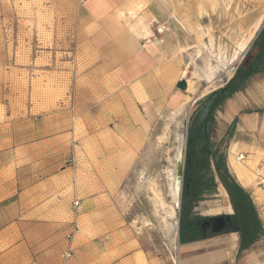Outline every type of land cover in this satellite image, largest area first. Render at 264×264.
I'll list each match as a JSON object with an SVG mask.
<instances>
[{
	"label": "rangeland",
	"instance_id": "1",
	"mask_svg": "<svg viewBox=\"0 0 264 264\" xmlns=\"http://www.w3.org/2000/svg\"><path fill=\"white\" fill-rule=\"evenodd\" d=\"M161 2L165 19L150 26L153 36L161 46L174 40L186 47L180 76L190 82L189 96L178 101L170 87L162 95L159 88L122 83L119 71L91 46L78 0H0L1 196L14 193L15 182L21 187L47 182L46 201L61 211L53 217L61 225L27 233L48 236L49 249L59 250V256V244L67 241L64 258L78 264H181L180 238L189 231L202 237L200 220L223 211L217 182L225 180V169L235 178L229 156L242 138L237 123L226 119V99L214 110L209 132L214 154L206 165L215 187L186 194L199 161L189 167V130L207 107L204 98L190 100L202 87L197 68L212 64L221 83L229 78L227 71L235 72L264 27V0ZM196 50L201 54L192 61ZM217 73L211 82L200 79L203 93L220 85ZM238 96L232 97L236 106ZM183 164L180 203L175 218L167 219L170 229L155 201L162 197L172 204L169 171H180ZM257 171L264 174L261 165L255 177ZM261 247L264 253V241Z\"/></svg>",
	"mask_w": 264,
	"mask_h": 264
},
{
	"label": "crops",
	"instance_id": "2",
	"mask_svg": "<svg viewBox=\"0 0 264 264\" xmlns=\"http://www.w3.org/2000/svg\"><path fill=\"white\" fill-rule=\"evenodd\" d=\"M78 1L84 12V20L89 24L91 46L103 62L119 71L124 85L159 88L162 95L167 93L165 87H170L169 93L174 96L173 101L189 96L190 82L188 78L180 76L184 70L181 51L186 47L180 43L176 44L174 40L169 41L165 47L161 46L159 39L150 32L153 33L150 26L154 22H162L165 19V4L161 0ZM187 47L191 45L188 44ZM200 54L201 50L191 52L192 61ZM251 66L257 70L253 75H249L238 90L237 106L232 101L236 93L228 98L229 116L226 119L231 124L237 123L242 139L233 147L238 146L240 152L246 154L250 152L246 158L252 161L251 170L254 172L258 165L264 169V27L235 72L230 74V71H227L230 76L226 81L221 83L223 77L218 78L221 72L217 73L216 79L220 85L216 89L203 93L206 84L200 81L204 78L197 75L202 87L192 95L190 102L197 103L214 91L224 88L240 70L243 76L250 74ZM209 69H214L212 64L205 69L197 68L195 73ZM224 72L226 71H222V76ZM249 137L253 138L252 142L248 141ZM232 172L234 173L233 170ZM234 176L235 183L248 194L254 211L251 213L253 223L246 234L248 237L244 238L245 231L240 230L236 224L219 233L198 231L202 235L199 238H194L189 231L180 238L181 264H264L261 247L264 241V197L259 198L256 189L240 183L235 173ZM222 182L225 183L220 180L217 182L216 196L220 195L225 199L223 211L211 217H228L234 222L236 210L229 191ZM218 183L221 184L219 189ZM45 185L47 182L43 181L21 187L15 182L14 193L1 196L4 191H0V197H4L0 201V264H78L77 259L64 258L67 241L59 244L61 247L63 245L62 250L60 249L63 254L59 256V250L49 249L53 245L48 236L37 234L31 235L35 236L32 238L27 233L57 229L61 225L54 222L53 217L59 210L47 204L49 201H46L48 196L45 195ZM47 191L50 192L49 189ZM77 226L80 229V225ZM11 238V244L3 250L4 242Z\"/></svg>",
	"mask_w": 264,
	"mask_h": 264
},
{
	"label": "trees",
	"instance_id": "3",
	"mask_svg": "<svg viewBox=\"0 0 264 264\" xmlns=\"http://www.w3.org/2000/svg\"><path fill=\"white\" fill-rule=\"evenodd\" d=\"M257 70V69H256ZM255 67L251 66L250 74L243 76L241 70L237 72L236 76L231 80V82L226 85L224 88L218 89L204 98L206 102V109L202 114V121L197 124L195 122L190 130H189V167H195L193 160L199 159L198 171L196 172V180L191 185V182H187L186 185V194L191 193L196 189L197 193L203 194L206 191L215 187L214 177L211 170V167L206 163H208L209 157L213 156V151L209 149V132L211 128V117L214 110L223 104V102L232 97L241 86L247 81L249 75H253ZM205 162V163H204ZM218 168L220 165L217 164ZM210 173V174H209ZM209 174V175H208ZM225 176V185L229 191L231 201L236 210L235 215L233 216L234 223L239 226L240 230L245 231L244 238L247 233H249L251 223L253 221L250 220L253 213V208L249 196L245 191L238 186L235 181L231 178L227 169L224 171ZM194 189V190H193ZM250 214V215H249Z\"/></svg>",
	"mask_w": 264,
	"mask_h": 264
},
{
	"label": "bare ground",
	"instance_id": "4",
	"mask_svg": "<svg viewBox=\"0 0 264 264\" xmlns=\"http://www.w3.org/2000/svg\"><path fill=\"white\" fill-rule=\"evenodd\" d=\"M150 32L153 35L152 31H150ZM160 32H163L162 29H160ZM187 68H186V70H187ZM217 70H216V68H214V69H209L207 71H200L199 76L201 78L203 77L206 81L211 82L213 80L212 79L213 76L217 73ZM192 87H193V91L196 93L198 90L196 84L193 85ZM177 158L179 159V161H182L183 155H182V152L180 150H179V153L177 155ZM229 160H230V165L232 167V170L234 171V173L237 176L240 183H242L244 185L255 187V189L259 193V197L263 198L264 193L258 187V185L256 183L255 174L251 170V167H253V165H252V161L250 160V158H245L244 160H240L238 158V154H237L236 149L235 150L232 149V151L230 152ZM180 171H181V167H180ZM180 171H177V170L169 171V177H170L169 188H170V196L172 198V204L173 205L167 203L165 201V199H163L162 197L156 198V201H155L156 209L166 213L167 217L163 218V222L165 223L166 226H169L170 229H173V225L168 224L167 219L170 218L171 220H173L175 218V216H176V205H179V203H180L181 180H182Z\"/></svg>",
	"mask_w": 264,
	"mask_h": 264
},
{
	"label": "flooded vegetation",
	"instance_id": "5",
	"mask_svg": "<svg viewBox=\"0 0 264 264\" xmlns=\"http://www.w3.org/2000/svg\"><path fill=\"white\" fill-rule=\"evenodd\" d=\"M217 219H221V220L216 221ZM198 224H199L198 230L201 233L213 232L219 228L223 229V230L224 229L228 230L235 225V223L233 222L232 219H230L228 217L222 218L221 216L202 219V220H200V222Z\"/></svg>",
	"mask_w": 264,
	"mask_h": 264
},
{
	"label": "built area",
	"instance_id": "6",
	"mask_svg": "<svg viewBox=\"0 0 264 264\" xmlns=\"http://www.w3.org/2000/svg\"><path fill=\"white\" fill-rule=\"evenodd\" d=\"M158 32H160V29H158ZM238 158L240 160H244L245 159V155L244 154H240V155H238ZM256 183H257L258 187L264 193V174L262 172H260V171L256 172ZM76 205H78V203H76ZM65 257L68 258L69 254H65Z\"/></svg>",
	"mask_w": 264,
	"mask_h": 264
},
{
	"label": "water",
	"instance_id": "7",
	"mask_svg": "<svg viewBox=\"0 0 264 264\" xmlns=\"http://www.w3.org/2000/svg\"><path fill=\"white\" fill-rule=\"evenodd\" d=\"M184 160H185V157H184ZM183 170H184V164H183V166H182V168H181V171H180V173H181V177H182V173H183ZM182 181V180H181ZM221 219H217L216 221H220ZM222 231H225V229L223 230V229H216L215 231H213V232H211V233H219V232H222Z\"/></svg>",
	"mask_w": 264,
	"mask_h": 264
}]
</instances>
